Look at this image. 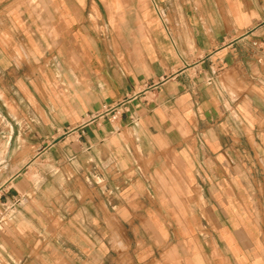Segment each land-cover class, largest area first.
<instances>
[{
    "label": "crops",
    "instance_id": "crops-1",
    "mask_svg": "<svg viewBox=\"0 0 264 264\" xmlns=\"http://www.w3.org/2000/svg\"><path fill=\"white\" fill-rule=\"evenodd\" d=\"M263 38L264 0H0V264H264Z\"/></svg>",
    "mask_w": 264,
    "mask_h": 264
},
{
    "label": "built area",
    "instance_id": "built-area-1",
    "mask_svg": "<svg viewBox=\"0 0 264 264\" xmlns=\"http://www.w3.org/2000/svg\"><path fill=\"white\" fill-rule=\"evenodd\" d=\"M252 45L257 48L259 52H264V38L261 40H254L252 41ZM258 60H261L260 58ZM122 102H118L116 104H113L112 106H103L102 111L94 113V114H89L85 119H83L79 125L78 128H82L84 125L87 123L91 122L93 119L98 118L105 113H112L111 118H115L117 114H119L121 110ZM77 129V128H75ZM74 130V129H73Z\"/></svg>",
    "mask_w": 264,
    "mask_h": 264
}]
</instances>
